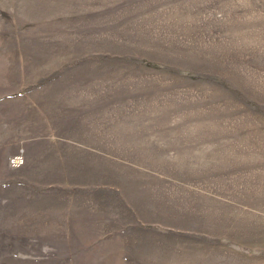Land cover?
<instances>
[{"label":"rangeland","instance_id":"rangeland-1","mask_svg":"<svg viewBox=\"0 0 264 264\" xmlns=\"http://www.w3.org/2000/svg\"><path fill=\"white\" fill-rule=\"evenodd\" d=\"M0 264H264V0H0Z\"/></svg>","mask_w":264,"mask_h":264},{"label":"built area","instance_id":"built-area-1","mask_svg":"<svg viewBox=\"0 0 264 264\" xmlns=\"http://www.w3.org/2000/svg\"><path fill=\"white\" fill-rule=\"evenodd\" d=\"M17 159H18V157L12 159V163L15 164V165L18 164Z\"/></svg>","mask_w":264,"mask_h":264}]
</instances>
